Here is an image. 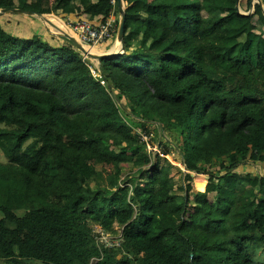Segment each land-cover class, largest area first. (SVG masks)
Masks as SVG:
<instances>
[{
	"label": "trees",
	"instance_id": "16d2710c",
	"mask_svg": "<svg viewBox=\"0 0 264 264\" xmlns=\"http://www.w3.org/2000/svg\"><path fill=\"white\" fill-rule=\"evenodd\" d=\"M124 1L125 52L102 58L98 75L68 38L31 24L19 32L22 14H0V264H257L264 8ZM1 8L68 21L114 14L113 36L120 18L118 0H0ZM249 80L259 83L254 92ZM154 126L169 135L163 154L178 151L208 176L205 191L148 150L136 128L154 137ZM126 164L137 171L121 178ZM172 169L183 177L177 187ZM116 223L122 240L106 247L95 227L118 235Z\"/></svg>",
	"mask_w": 264,
	"mask_h": 264
},
{
	"label": "rangeland",
	"instance_id": "374dc122",
	"mask_svg": "<svg viewBox=\"0 0 264 264\" xmlns=\"http://www.w3.org/2000/svg\"><path fill=\"white\" fill-rule=\"evenodd\" d=\"M252 1H256V0H250V8L249 9H251L252 11L255 9V6L253 5L252 6ZM246 2H248V0H243V4H244V6H246ZM125 4H126V2H125ZM253 7H254V9H253ZM247 11V10H246ZM44 13L47 15V16H49V15H54V16H58L59 18H61V20L63 21V23L65 24V25H67V22H68V20H66V18L65 17H63L62 15H60V14H55V13H52V12H50V11H48V10H46V11H44ZM22 16L23 17H17V20L18 19H20V20H18L17 21V30L19 31V32H24V24H31V25H33V26H35V27H38L41 31H42V33L43 34H46L45 32H47L46 30H48L49 32H51L52 34H54L55 36H58V37H63L60 33H62V31H64V30H62L61 29V31L57 28H55V27H53L50 23H48L47 21H45V20H42L40 17H38V16H36V15H27V14H22ZM50 21H55V24H57L58 25V23H56L57 21L56 20H54L55 18L53 17V18H48ZM59 22V21H58ZM42 28V29H41ZM27 29H28V27H27ZM67 31H69V30H67ZM70 32V31H69ZM29 33H30V29H29ZM49 38V40L52 42V44H54V45H58L59 44V42H61L62 43V41H60V39H57V38H50V37H48ZM60 43V44H61ZM112 43V42H111ZM105 43H103V44H101V45H104ZM116 44V43H115ZM114 44V45H115ZM107 45H109L110 46V43H107ZM112 45H113V43H112ZM113 45V46H114ZM118 44H116V47L117 48H115V49H113V48H110V50H114V51H123V50H121V49H118L119 47L117 46ZM114 51H112V52H114ZM91 52H93V53H96L95 52V50H91ZM94 60V59H93ZM97 62V61H96ZM98 63V62H97ZM211 64H212V66L213 67H216L217 65H216V62L215 61H212L211 62ZM99 66V65H98ZM245 86H246V89H247V91L248 92H254L255 90H257V88L259 87V83L256 81V80H249L246 84H245ZM122 103L125 105V106H127L128 105V101L124 98L123 99V101H122ZM153 129H154V137L152 138V141L154 142V144L156 145V147L158 148V143H159V141H161L162 142V144L164 145L166 142H167V139H169V135L167 134V133H164L163 132V130L159 127V126H154L153 127ZM162 134H164L165 135V137L163 138V136H162ZM176 155H177V153H174V154H171L168 158H170L171 159V161L174 163V164H178V165H180L179 164V162L177 161V159H176ZM1 158L2 159H5V158H3L2 156H1ZM260 166H261V168H260V173L262 172V173H264V164H260ZM249 167H250V165H246V166H244V167H242L241 168V170H246V169H249ZM219 168V167H218ZM220 169V168H219ZM136 171V167H134V168H131L128 164H126L125 166H124V169H123V171H122V173H121V178H125V177H127L128 176V173H131V172H135ZM172 175H173V177H174V179H175V186L177 187V186H179V185H181V180H182V177H181V174L176 170V169H172ZM199 177H201V178H198V176H196V180L194 179L193 181H192V183H194V187L196 188V189H199L198 188V185H201L202 186V188H204V185H205V179H207V177L208 176H199ZM203 178V179H202ZM175 187V188H176ZM212 198V197H211ZM116 228L118 229V228H120V226H118V225H116ZM113 242V241H112ZM255 257H256V259H257V264H259L260 262H264V246H261L260 248H258L257 250H256V252H255Z\"/></svg>",
	"mask_w": 264,
	"mask_h": 264
},
{
	"label": "clouds",
	"instance_id": "9594fccd",
	"mask_svg": "<svg viewBox=\"0 0 264 264\" xmlns=\"http://www.w3.org/2000/svg\"><path fill=\"white\" fill-rule=\"evenodd\" d=\"M124 1V0H123ZM113 2V1H112ZM113 3H115V0H114V2ZM124 3V6H125V8H126V6H127V3L125 4V1L123 2ZM247 4H246V6H244V4H243V0H239V11L241 12V13H243V14H251V13H253L254 11H255V9H254V7H253V11L251 10V9H249L250 8V0H248V2H246ZM237 4V3H236ZM256 4H261L262 5V7L264 8V4H263V2H262V0H256L255 2L254 1H252V6L254 5L255 7H256ZM247 10V11H246ZM53 13V12H52ZM45 14V13H44ZM58 15V14H57ZM120 17H121V14H120ZM110 18H114V22H113V27H112V32H111V37L109 38V39H107V40H105V41H102V42H99V43H97V44H93V43H85V42H82L77 36H76V34H74L73 32H72V30H71V28H72V25H74L77 21H80V20H75V21H68L67 22V27L69 28V30L71 31V35H73V36H75L84 46H85V48H86V46H92V47H94V46H100L101 44H103V43H105L104 45H106L107 43H110V48L116 43V41H119L118 40V38H117V34H118V31H117V33L115 34V36H113L114 35V29H115V22H116V16L114 15V14H112V15H110L107 19H105V20H99V21H97V22H93V21H89V20H87V19H82V20H87V21H89V22H91L92 24H93V26H99L101 23H103V22H106L108 19H110ZM119 22H120V18H119ZM54 27V26H53ZM118 28H119V26H118ZM57 29V28H56ZM61 34V33H60ZM62 35V34H61ZM63 36V35H62ZM113 43V45H112V43ZM109 48V49H110ZM87 49V48H86ZM108 49V51H106L105 53H107V52H110V50ZM118 49H121V50H123L122 48H121V43H120V41H119V48ZM125 49H126V47H125ZM88 50V49H87ZM81 51V50H80ZM82 52V51H81ZM114 52H118V51H114ZM124 52H125V50H124ZM123 51H119L118 53H124ZM93 53V52H92ZM118 53H116V54H118ZM82 54L84 55V57L85 58H90L91 59V61H92V63H93V65H90V68L91 69H94L95 70V72H93V70H92V72L94 73V74H96V75H98L99 74V72H98V70H97V68L99 67L98 65H100V61L101 60H96V59H94L93 60V58H91V57H89V56H87L86 54H84L83 52H82ZM95 54H97V53H95ZM99 54V53H98ZM100 54H103V53H100ZM98 63H97V62ZM104 81V80H103ZM102 82V81H101ZM104 83H105V81H104ZM136 131L141 135V137H142V140H144L145 142H147V148H148V150L149 151H151L152 153L153 152H157V153H159L160 155H162V156H164V157H166L171 163H172V165H175V166H179V167H181V169L183 170V175H185L186 173H189V174H191L192 175V177H193V180L195 179L196 180V176H198V178H201V177H199V176H205V174H202V173H196V172H194V171H190L188 168H187V166L183 163V162H181L180 161V158L178 159V157H179V152L178 151H172L171 153H169V154H163V144H162V142L161 141H159V143H158V148L156 147V145L154 144V142L152 141V138H153V136L152 135H148L147 133H145L144 131H142V128H140V127H137L136 128ZM164 137H165V135H164ZM163 137V138H164ZM168 139H167V142H166V144L168 143ZM174 153H177V155H176V159H177V161L179 162V164L180 165H178V164H174L172 161H171V159L170 158H168L171 154H174ZM136 171H137V168H136ZM182 177V176H181ZM203 179V178H202ZM182 180H183V177H182ZM192 180V181H193ZM207 183H208V177H207V179H205V185H204V188L203 189H196V190H199V191H205L206 190V186H207ZM193 185H194V183H193ZM116 225H118L117 223L115 224V228H116ZM119 226V225H118ZM116 230H118V232H119V234L118 235H115L114 233H111V232H109V231H106L102 226H96L95 227V232L97 233V235H98V240H100L101 242H103L104 244H105V246L106 247H111V246H114V245H119L120 244V242H121V240H122V227H120V228H116ZM113 241V242H112ZM94 261H96V260H94Z\"/></svg>",
	"mask_w": 264,
	"mask_h": 264
},
{
	"label": "water",
	"instance_id": "95a60500",
	"mask_svg": "<svg viewBox=\"0 0 264 264\" xmlns=\"http://www.w3.org/2000/svg\"><path fill=\"white\" fill-rule=\"evenodd\" d=\"M124 1L123 0H118V7H119V11L121 14L120 17V22H119V28H118V34H117V38L121 43V48L123 49V52L125 50V42H124V35H125V22H126V8L124 6ZM236 8L239 10V0L237 1L236 4ZM4 13H16V14H27V15H36L38 17H40L42 20L47 21L48 23H50L52 26H54L55 28H58L57 25H55L52 21H50L47 17L46 14L42 13V12H38V11H30V10H24L21 8H1L0 9V14H4ZM64 37L68 38L79 50H81L84 54H86L87 56L96 59V60H101L104 57L110 56V55H114L118 52H107V53H103V54H95L90 52L89 50H87L85 48V46L73 35H71L68 32H63L61 33Z\"/></svg>",
	"mask_w": 264,
	"mask_h": 264
},
{
	"label": "built area",
	"instance_id": "2783aa9c",
	"mask_svg": "<svg viewBox=\"0 0 264 264\" xmlns=\"http://www.w3.org/2000/svg\"><path fill=\"white\" fill-rule=\"evenodd\" d=\"M112 1L114 2V0ZM113 22L114 18H110L99 26H93L87 20H80L72 25L71 30L82 42L97 44L111 37ZM92 70L95 72L94 69ZM102 83H104L103 80Z\"/></svg>",
	"mask_w": 264,
	"mask_h": 264
},
{
	"label": "crops",
	"instance_id": "0c3cea01",
	"mask_svg": "<svg viewBox=\"0 0 264 264\" xmlns=\"http://www.w3.org/2000/svg\"><path fill=\"white\" fill-rule=\"evenodd\" d=\"M247 4V3H246ZM54 20H56L57 22L56 23H58V25L57 24H55V21H53V23L55 24V25H57L58 26V29L61 31V29L62 30H64V31H62V32H68V33H71V32H69V31H67V30H69L67 27H65V25L60 21V20H58V19H54ZM59 21V22H58ZM117 44V43H116ZM116 44L114 45V46H112L111 48H113V49H115V48H117L116 47ZM118 46V45H117ZM94 48L96 49V53L98 54H100V53H105L106 51H108V49L110 48L109 47V45H100V46H94ZM110 50V49H109ZM110 51H114V50H110Z\"/></svg>",
	"mask_w": 264,
	"mask_h": 264
},
{
	"label": "bare ground",
	"instance_id": "6f19581e",
	"mask_svg": "<svg viewBox=\"0 0 264 264\" xmlns=\"http://www.w3.org/2000/svg\"><path fill=\"white\" fill-rule=\"evenodd\" d=\"M49 16H52V17H54V18H56V19H58V20H60L62 23H63V21L61 20V18H59L58 16H54V15H49ZM64 24V23H63ZM65 25V24H64ZM65 27H67L66 25H65ZM68 28V27H67ZM69 29V28H68ZM70 31V30H69ZM71 32V31H70ZM63 33V32H62ZM116 43L118 44V47H119V41H116ZM86 48L91 52V50H95L96 51V49L94 48V47H92V46H86Z\"/></svg>",
	"mask_w": 264,
	"mask_h": 264
}]
</instances>
